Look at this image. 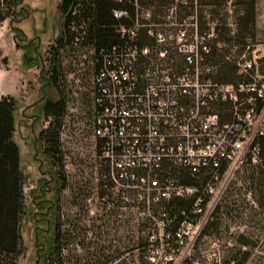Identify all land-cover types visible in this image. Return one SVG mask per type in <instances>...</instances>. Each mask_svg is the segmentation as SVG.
<instances>
[{
    "label": "built area",
    "instance_id": "obj_1",
    "mask_svg": "<svg viewBox=\"0 0 264 264\" xmlns=\"http://www.w3.org/2000/svg\"><path fill=\"white\" fill-rule=\"evenodd\" d=\"M184 3L173 0L162 16L145 12L120 27L131 39L142 29L150 42L103 54L92 80L100 201L138 221V264H218L193 246L218 202L221 175L247 157L256 162L264 135V47L235 62L238 80H216L206 60L212 32L187 31V13L177 15ZM167 162L211 178L198 187L157 174ZM177 200L186 208L169 217L166 206Z\"/></svg>",
    "mask_w": 264,
    "mask_h": 264
},
{
    "label": "rangeland",
    "instance_id": "obj_2",
    "mask_svg": "<svg viewBox=\"0 0 264 264\" xmlns=\"http://www.w3.org/2000/svg\"><path fill=\"white\" fill-rule=\"evenodd\" d=\"M183 1L192 4L177 12L187 13V31L195 25L198 33L212 32L210 49L230 61L264 47V0H253L254 25L244 38L237 35L238 0L200 6L195 0ZM57 2L19 0L12 17L10 10L0 24V96L14 100L12 140L23 176L21 248L15 264H138L144 253L138 221L128 210L105 211L100 201L98 147L91 134L95 62L90 46L72 45L59 51L57 79L66 100L59 128L61 163H49L36 139L48 123L41 104L55 97L44 70L46 48L61 23ZM23 53L30 58L27 65ZM254 165L240 164L232 173L221 175L218 209L210 213L206 232H200L193 246L197 256L218 264H264V205L256 201L259 168ZM51 202L54 214H44ZM52 243L59 249L47 255Z\"/></svg>",
    "mask_w": 264,
    "mask_h": 264
},
{
    "label": "trees",
    "instance_id": "obj_3",
    "mask_svg": "<svg viewBox=\"0 0 264 264\" xmlns=\"http://www.w3.org/2000/svg\"><path fill=\"white\" fill-rule=\"evenodd\" d=\"M172 1L58 0L56 10L61 18L60 28L58 34L53 37L52 42L46 48L48 57L47 66L44 70L46 83L53 89L55 97L43 100L40 111L44 119L48 120V123L36 134L41 153L49 163H61L59 128L66 100L63 91L59 90L57 79L60 69L59 51L72 45L90 46L94 56L95 75L103 54H109L113 49H126L133 43L141 45L150 42L145 37L142 29L138 31L134 39H131L127 34L120 33V27H128L136 15L145 12H148L151 17L162 16ZM195 1H197L195 4L199 6L216 3V0ZM18 2L19 0H0V24L9 16L10 10L12 11L10 17H12ZM238 3L241 6V14L236 22L237 35L239 38H244L245 35L250 34L254 25L253 0H238ZM191 5L190 2L187 7H191ZM113 11H123L125 15L116 18ZM224 40L228 41V39ZM29 59L24 53L22 54L24 64L27 65ZM206 60L212 67L213 77L216 80L233 82L240 78V75L236 74V61H230L227 57L225 58L224 54L215 52V49L210 51ZM13 108L14 100L11 96H0V264H15V259L21 248L18 225L24 210L23 176L19 169L18 148L12 140ZM256 143L258 146L257 161L253 163L247 157L243 164H255L254 166L259 168L257 169L255 194L257 203L264 205V169H262L264 168V135L259 136ZM221 170L219 168L216 174L220 175ZM157 174L169 176L181 183L194 184L198 187L211 178V172L209 171L191 174L186 169L170 162L163 163ZM186 202L182 200L171 202L172 204L166 206L167 215L169 217L179 215L180 210L186 208ZM217 209L218 204L214 206L211 214H214ZM208 225L209 223L204 225L201 233L206 232ZM142 243V247H144V242L142 241Z\"/></svg>",
    "mask_w": 264,
    "mask_h": 264
},
{
    "label": "flooded vegetation",
    "instance_id": "obj_4",
    "mask_svg": "<svg viewBox=\"0 0 264 264\" xmlns=\"http://www.w3.org/2000/svg\"><path fill=\"white\" fill-rule=\"evenodd\" d=\"M51 211V212H50ZM44 214H54V204L51 202V204H48L46 207H45V212ZM51 215V216H52ZM45 223L48 224V220L46 219L45 220ZM59 249V248H56V250ZM55 250V247H54V244L52 243V247L50 248L49 246L47 247L46 249V254L48 255L50 252H53ZM45 261H47V256H46V259Z\"/></svg>",
    "mask_w": 264,
    "mask_h": 264
}]
</instances>
